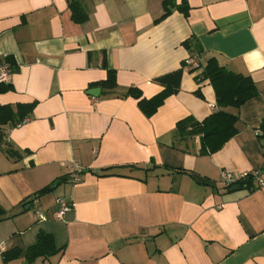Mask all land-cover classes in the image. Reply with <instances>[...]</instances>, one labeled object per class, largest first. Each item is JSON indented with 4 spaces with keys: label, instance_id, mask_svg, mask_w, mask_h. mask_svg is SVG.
<instances>
[{
    "label": "crops",
    "instance_id": "1",
    "mask_svg": "<svg viewBox=\"0 0 264 264\" xmlns=\"http://www.w3.org/2000/svg\"><path fill=\"white\" fill-rule=\"evenodd\" d=\"M72 1L85 21H73ZM162 3L0 0V61L15 67L0 105L34 103L23 122L1 128L0 264H264V190L219 183L221 171L258 170L264 180L255 135L264 119V0H173L165 16ZM190 55L200 68L182 71L179 91L152 116L124 96L157 95L156 79ZM210 59L249 77L257 95L224 109L238 117L237 134L201 156L199 136L181 140L174 130L217 110L201 76ZM104 66L116 73L111 92L95 85ZM71 162L83 169L75 184ZM36 194L44 222L30 205ZM57 197L72 205L62 221ZM41 233L57 253L28 262ZM9 250L17 255L5 263Z\"/></svg>",
    "mask_w": 264,
    "mask_h": 264
},
{
    "label": "trees",
    "instance_id": "2",
    "mask_svg": "<svg viewBox=\"0 0 264 264\" xmlns=\"http://www.w3.org/2000/svg\"><path fill=\"white\" fill-rule=\"evenodd\" d=\"M164 14L169 13V6H173V0H163L162 3ZM78 3L72 1L70 8L72 11V19L75 23L83 22L86 20V15L78 10ZM179 10L185 15L187 13V7L185 3L179 6ZM162 16V17H163ZM0 63L7 64L12 72L15 71L14 63L9 58H4ZM106 69V78L95 85L99 86L103 91L111 92L116 89V73L113 69ZM182 69L176 70L172 73L164 75L156 79V82L162 87L157 95L150 99H144L136 89H129L126 95L132 96L137 100L140 111L146 116H152L157 109L163 104L165 99L171 95L176 94L180 88ZM202 78L209 81L213 88L215 95V103L217 110L203 119L201 122L196 121L191 116L186 117L178 121L175 125L174 135L178 139H186L193 136H199L200 149L199 154L210 155L217 152L221 147L231 138L237 134L236 123L238 117L235 114L226 112V108L238 109L249 100L253 99L257 95L256 87L251 79L247 76L233 73L217 63L215 59H210L202 73ZM12 86L9 83H0V94L11 91ZM200 96L198 91L195 92ZM34 103L25 105H16L12 107L9 105H0V143L2 142V127L7 124L16 126L23 122V120L31 112ZM261 135L259 137L264 140V119L259 126ZM9 156H14L15 153L7 151ZM246 182V181H245ZM244 182L240 183L241 185ZM251 180H247V184H250ZM52 187H46L38 193H44ZM38 197V194L35 195ZM1 213V212H0ZM12 251H4L2 253L3 262H8L17 253H11ZM57 253L53 239L51 235L41 233L38 236L37 242L28 247L24 256L28 262H32L36 258H46Z\"/></svg>",
    "mask_w": 264,
    "mask_h": 264
},
{
    "label": "built area",
    "instance_id": "3",
    "mask_svg": "<svg viewBox=\"0 0 264 264\" xmlns=\"http://www.w3.org/2000/svg\"><path fill=\"white\" fill-rule=\"evenodd\" d=\"M200 68L196 55H190L182 63V71L192 72ZM11 71L9 66L4 63H0V83H8L10 80ZM213 108V107H212ZM256 136L261 135V132L258 130L255 132ZM261 153L264 156V145L261 148ZM83 169L76 163L71 162L68 165V171L66 174L67 181L71 184H75L79 181ZM250 179L252 181V187H249V190H264V180L260 177V171L254 170L243 173H233L229 171H221L219 177V183L227 188L232 185H239L242 182ZM33 207L34 217L37 218L39 222H44L47 220L45 214L40 209L38 205L37 197L34 196L31 199V204ZM55 210L53 213L54 219L57 221H62L64 215L71 210L72 205L68 200L62 197H57L55 199ZM0 249L4 250V245L0 244Z\"/></svg>",
    "mask_w": 264,
    "mask_h": 264
},
{
    "label": "water",
    "instance_id": "4",
    "mask_svg": "<svg viewBox=\"0 0 264 264\" xmlns=\"http://www.w3.org/2000/svg\"><path fill=\"white\" fill-rule=\"evenodd\" d=\"M93 96H97V93H94ZM239 189H240L239 186H234V187L231 188L232 191L233 190H239Z\"/></svg>",
    "mask_w": 264,
    "mask_h": 264
}]
</instances>
